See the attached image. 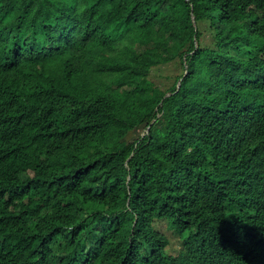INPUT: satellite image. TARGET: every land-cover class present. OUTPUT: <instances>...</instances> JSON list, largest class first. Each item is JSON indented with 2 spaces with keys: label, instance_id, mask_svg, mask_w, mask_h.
<instances>
[{
  "label": "trees",
  "instance_id": "obj_1",
  "mask_svg": "<svg viewBox=\"0 0 264 264\" xmlns=\"http://www.w3.org/2000/svg\"><path fill=\"white\" fill-rule=\"evenodd\" d=\"M0 264H264V0H0Z\"/></svg>",
  "mask_w": 264,
  "mask_h": 264
},
{
  "label": "rangeland",
  "instance_id": "obj_2",
  "mask_svg": "<svg viewBox=\"0 0 264 264\" xmlns=\"http://www.w3.org/2000/svg\"><path fill=\"white\" fill-rule=\"evenodd\" d=\"M175 69L176 71H174ZM179 67H172L171 70H169L168 67H166L164 70H154V76L153 79L156 81L158 85H160L162 88L171 87L174 83V77L175 74L178 73ZM167 73L168 78H166L165 74ZM145 134L144 130H141V135ZM158 230L168 235V237L171 240L170 246L168 247V252L171 255H178L181 248H182V240L177 235L173 234L172 231L168 229L167 221H159L156 224Z\"/></svg>",
  "mask_w": 264,
  "mask_h": 264
},
{
  "label": "bare ground",
  "instance_id": "obj_3",
  "mask_svg": "<svg viewBox=\"0 0 264 264\" xmlns=\"http://www.w3.org/2000/svg\"><path fill=\"white\" fill-rule=\"evenodd\" d=\"M120 37H121V36H120ZM118 39H119V38H118ZM112 47H113V46H112ZM112 47H111V48H112ZM46 49H47V48H46ZM46 49H45V50H46ZM43 51H44V50H43ZM23 52H25V51H23ZM42 54H43V52H42ZM118 56H119V55H118ZM113 59H114V58H113ZM74 62H75V61H74ZM79 62H80V61H78V64L80 65ZM73 66H75V65H73ZM73 66H72V67H73ZM69 67H70V66H69ZM78 67H79V66H78ZM75 68H76V67H75ZM70 69H71V68H69V72H70ZM71 70H72V69H71ZM74 70H75V69H74ZM83 70H84V69H83ZM73 73H74V71H73ZM77 74H78V73H77ZM79 74H80V73H79ZM67 75H68V74H67ZM70 75L72 76V74H70ZM70 75H69V76H70ZM74 75H75V74H74ZM21 76H22V74H21ZM23 76H24V75H23ZM82 77H83V76H82ZM72 79H75V78L73 77ZM111 79H112V78H111ZM82 80H83V79H82ZM70 81H71V80H70ZM76 81H77V79H76ZM84 81H87L86 77H85V80H83V81L81 82L82 85H83V83H85ZM101 81H102V79H101ZM109 81H110V80H109ZM71 82H75V81H71ZM88 82H89V81H88ZM88 82H86V83H88ZM90 83L92 84V82H90ZM101 83H103V81H102ZM109 83H110V82H109ZM93 84H94V83H93ZM95 84H96V83H95ZM95 84H94V85H95ZM103 84H105V83H103ZM96 85H97V84H96ZM83 86H84V85H83ZM98 86H99L98 88H97V86H95V87L97 88V89L95 88L97 91H98V89H100V85H98ZM35 87H36V86H35ZM105 87H106V86H105ZM105 87H104V85H103V87H101V88L105 89ZM109 87H110V86H109ZM54 89H55V88H54ZM86 89H87V88H86ZM86 89H85V90H86ZM106 89H107V88H106ZM107 90H108V89H107ZM107 90H105V92H104V93L102 92L101 94H106V92L111 91V90H108V91H107ZM53 91H54V90H53ZM97 91H96V93H97ZM102 91H103V90H102ZM55 92H56V91H55ZM100 92H101V91H100ZM83 93H86V92H83ZM83 93H82V94H83ZM37 94H38V93H37ZM82 94H81V95H82ZM88 94H90V93L88 92ZM99 94H100V93H99ZM99 94H98V95H99ZM35 95H36V94H35ZM58 95H59V94H58ZM109 95H111V94H109ZM83 96H86V95H83ZM99 96H100V95H99ZM54 97H55V96H54ZM57 97H58V96H57ZM57 97H56V98H57ZM50 98H51V97H50ZM37 99H38V98H37ZM51 99H52V98H51ZM88 99H89V98H88ZM38 100H39V99H38ZM58 100H59V98H58ZM54 101H55V100H54ZM56 101H57V100H56ZM60 101H61L62 103L64 102V100L62 101V99H61ZM60 101H59V102H60ZM109 101H110V100H109ZM39 102H40V101H39ZM48 102H49V101H48ZM65 102H66V101H65ZM67 102H68V101H67ZM55 103H56V102H55ZM69 103H70V102H69ZM71 103H72V102H71ZM74 103H75V102H74ZM74 103H73V104H74ZM73 104H72V105H73ZM86 104H87V103H86ZM65 105H66V104H65ZM75 105H76V104H75ZM77 105H78V103H77ZM83 105H85V104L83 103ZM48 106H49V105H48ZM56 106H57V103H56ZM86 106H87V105H86ZM51 108L53 109V107H51ZM130 110H131V109H130ZM130 110H129V111H130ZM51 111H52V110H51ZM130 112H131V111H130ZM130 112H129V113H130ZM63 113H64V112H63ZM66 113H67V112H66ZM130 114H131V113H130ZM67 115H68V114H66V118H67ZM69 115H70V114H69ZM68 118H70V117H68ZM68 118H67V119H68ZM124 119H125V118H123V120H124ZM126 119H127V117H126ZM114 121H115V120H114ZM120 121H121V120H120ZM67 122H68V121H67ZM72 122H73V121H72ZM112 122H113V121H112ZM69 123L71 124V122H68V124H69ZM120 123H121V122H120ZM124 123H125V122H124ZM122 124H123V123H122ZM122 124H121V127H122ZM126 124H127V123H126ZM253 124H254V123H253ZM257 124H258V123H257ZM70 126H72V124H71ZM77 126H78V125H77ZM79 126H80V125H79ZM81 126H82V125H81ZM89 126H90V125H89ZM123 126H124V125H123ZM125 126H126V125H125ZM252 127H253V126H252ZM252 127H251V128H252ZM68 128H69V126H68ZM77 128H78V127H77ZM79 128H80V127H79ZM80 129H81V128H80ZM86 129H87V128H86ZM83 130H84V129H83ZM251 130H252V129H251ZM253 130H255V129H253ZM253 130H252V131H253ZM48 133H49V132H48ZM89 133H90V132H89ZM45 134H46V133H45ZM51 134H53V133H51ZM51 134H49V135L51 136ZM94 135H95V134H94ZM46 137H47V136H46ZM95 138H96V136H95ZM76 139H77V138H76ZM62 140H63V139H62ZM91 140H92V139H91ZM93 140H94V139H93ZM71 141H72V140H71ZM76 141H78V139H77ZM63 142H64V141H63ZM90 142H91V141H90ZM93 142H94V141H93ZM93 142H91L90 144H92ZM68 143H69V142H68ZM73 143H74V142H73ZM84 143L89 144V142H88V143H87V142H84ZM84 143H82V144L84 145ZM64 144H65V142H64ZM76 144H77V143H76ZM76 144H75V146H76ZM79 144H81V141H80ZM68 145L71 146L70 143H69ZM75 146H74V148H75ZM81 146H82V145H81ZM76 147H77V146H76ZM86 147H87V150H88V148H89L87 145H85V148H84L85 151H86ZM90 148H91V146H90ZM90 148H89V149H90ZM75 151H76V150H75ZM76 152H77V151H76ZM78 152H79V151H78ZM262 159H263V158H262ZM11 160H12V159H11ZM5 162H7V161H5ZM5 162H4V163H5ZM8 162H9V159H8ZM8 162H7V163H8ZM10 163H11V162H10ZM10 163H8V164H10ZM12 163H13V162H12ZM16 164H17V163H16ZM6 165H7V164H6ZM13 165H14V164H13ZM99 191H100V190H99ZM72 193L74 194L75 192H72ZM68 194H69V193H68ZM69 195H70V194H69ZM77 195H78V194H77ZM71 196H72V194H71ZM78 196H79V195H78ZM72 197H73V196H72ZM72 197H71V198H72ZM74 197H75V196H74ZM68 198H69V197H68ZM71 198H70V199H71ZM99 198H100V197H99ZM75 199H78V197H77V198L75 197ZM68 200H69V199H68ZM73 200H74V199H73ZM79 200H80V199H79ZM98 200H99V199H98ZM53 201H54V200H53ZM55 201H56V200H55ZM82 201L84 202V200H82ZM56 202L58 203V201H56ZM56 202H55V203H56ZM67 202H68V201H67ZM67 202H66V204H67ZM77 202H78V201H77ZM87 202H88V200H87ZM102 202H103V201H102ZM13 203H14V202H13ZM51 203H52V201H51ZM53 203H54V202H53ZM72 203H73V202H72ZM75 203H76V201H75ZM15 205H16V204H15ZM19 205H20V202H19ZM49 205H50V204H49ZM45 208H46V207H45ZM52 208L54 209V206H53ZM53 209H52V210H53ZM65 209H66V208H65ZM68 209H69V208H68ZM57 211H59V210L57 209ZM19 212H20V211H19ZM60 212H62V211L60 210ZM49 213H50V212H49ZM54 213H55V210H54ZM56 213H57V212H56ZM56 213H55V214H56ZM64 213H65V212H64ZM66 213H67V211H66ZM59 214H60V213H59ZM46 225H47V224H45V226H46ZM48 225H49V224H48ZM41 227H43V226H41ZM43 228H44V227H43ZM57 238H58V237H57ZM60 238H61V237H60ZM56 240H57V239H56ZM58 240H60V239H58ZM61 240H62V239H61ZM53 242H55V241H53ZM58 242H59V241H57V243H58ZM96 242H97V241H96ZM49 245H50V244H49ZM56 246H57V245H56ZM56 246H55V247H56ZM66 246H67V244L64 246L65 248H64V247H63V248H64V249L68 248V247H66ZM68 246H69V245H68ZM10 247H11V246H10ZM50 247H52V244H51ZM53 247H54V246H53ZM55 247H54V248H55ZM70 247H72V246H70ZM70 247H69V248H70ZM8 248H9V245H8ZM58 248H59V246H58ZM69 248H68V249H69ZM12 249H13V248H12ZM70 249H71V248H70ZM57 250H58V249H57ZM59 251H60V250H59ZM49 254H50V253H49ZM91 254H92V253H91ZM49 263H51V262H49Z\"/></svg>",
  "mask_w": 264,
  "mask_h": 264
}]
</instances>
